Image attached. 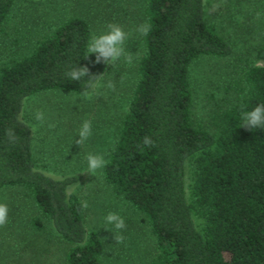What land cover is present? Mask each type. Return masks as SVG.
I'll return each instance as SVG.
<instances>
[{"label": "trees", "instance_id": "obj_1", "mask_svg": "<svg viewBox=\"0 0 264 264\" xmlns=\"http://www.w3.org/2000/svg\"><path fill=\"white\" fill-rule=\"evenodd\" d=\"M13 2L0 0L1 33ZM142 16L151 30L141 35L136 80L100 176L147 223L155 249L147 264H264V128L248 130L241 118L264 103V39L254 53L261 63L242 68L239 93L212 111L207 128L192 119L188 67L200 56H228L231 46L206 21L203 0H145ZM90 38L86 17L73 13L0 65V189H22L29 227L52 228L64 264H99L103 244L71 187L80 174L36 168L21 109L27 96L82 92L102 74L95 54L84 58ZM76 66L90 75L71 80ZM145 136L154 146L143 145Z\"/></svg>", "mask_w": 264, "mask_h": 264}, {"label": "rangeland", "instance_id": "obj_2", "mask_svg": "<svg viewBox=\"0 0 264 264\" xmlns=\"http://www.w3.org/2000/svg\"><path fill=\"white\" fill-rule=\"evenodd\" d=\"M145 0H14L0 32V65L27 53L34 40L66 16L78 13L88 20L91 37L118 24L129 34L131 64L123 58L105 64L102 79L95 82L89 96L81 92L45 90L23 100L21 118L31 130V148L37 169L51 176L79 173L71 187L87 202L83 220L95 229L103 244L99 264H147L155 253L152 235L141 214L115 195L100 176L89 173L86 155L106 157L120 118L136 80L135 65L143 52L141 34ZM204 16L231 46L225 57L200 56L188 69L192 88V119L209 128L213 110L233 102L239 93L242 68L261 63L255 48L264 39V0H203ZM111 84V87L108 85ZM44 113L43 121L35 118ZM90 120L91 136L76 143L82 123ZM0 203L9 208L8 223L0 227V264H64V245L48 225L33 231L27 221L32 214L29 200L18 186L0 189ZM118 213L126 229L117 230L105 221L108 213ZM123 236L117 243L116 236Z\"/></svg>", "mask_w": 264, "mask_h": 264}, {"label": "clouds", "instance_id": "obj_3", "mask_svg": "<svg viewBox=\"0 0 264 264\" xmlns=\"http://www.w3.org/2000/svg\"><path fill=\"white\" fill-rule=\"evenodd\" d=\"M141 35H147L151 30V26L147 23L141 24L136 29ZM129 39V34L123 30V28L115 23L107 25V31L92 36L87 44V58L89 54H95V63L113 64L123 58L127 63L131 64L133 61L134 53L130 52L126 48V41ZM71 80L80 81L83 77L89 76V69L86 66L75 67L69 70L67 73ZM103 75L90 76L86 81L84 91L81 92L84 96L90 95V90L95 86V82L102 79ZM111 87V84L108 85ZM90 89V90H89ZM35 118L39 121H43L44 113L38 111ZM243 127L248 130L260 127L264 128V103L256 105L251 110L242 112ZM9 138L15 139L11 134V130H8ZM92 134V123L90 120H85L78 132L79 139L76 140L78 145L83 144ZM142 143L145 147L154 146V142L149 136L142 138ZM87 161V167L89 173H95L98 170L103 169L107 161L103 155L89 153L85 157ZM87 202L83 203V207H87ZM9 208L6 203H0V227L5 226L8 223ZM105 221L112 224L117 230L126 229L125 220L118 213L110 212L105 217ZM117 243L123 242V236L114 237Z\"/></svg>", "mask_w": 264, "mask_h": 264}]
</instances>
